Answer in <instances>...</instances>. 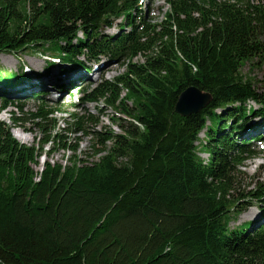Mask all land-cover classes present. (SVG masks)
Returning a JSON list of instances; mask_svg holds the SVG:
<instances>
[{
    "label": "trees",
    "instance_id": "1",
    "mask_svg": "<svg viewBox=\"0 0 264 264\" xmlns=\"http://www.w3.org/2000/svg\"><path fill=\"white\" fill-rule=\"evenodd\" d=\"M142 1L0 0V53L41 49L69 70L88 72L84 61L101 59L123 68L78 91L83 104L121 116L120 134L97 131L88 112L67 113L64 132L91 138L95 162L79 157L77 138L55 132L52 115L65 111L43 102L45 92L29 113L43 133L37 146L0 122V264H264V224L229 227L240 212L236 171L257 154L236 132L250 117L264 121V89L241 71L264 61V0H165L156 25ZM114 26L118 33H104ZM26 79L0 72V113L21 110L7 96ZM188 87L211 101L181 117L174 105ZM60 150L71 153L64 164L33 169ZM250 196L264 203V184Z\"/></svg>",
    "mask_w": 264,
    "mask_h": 264
},
{
    "label": "rangeland",
    "instance_id": "2",
    "mask_svg": "<svg viewBox=\"0 0 264 264\" xmlns=\"http://www.w3.org/2000/svg\"><path fill=\"white\" fill-rule=\"evenodd\" d=\"M167 8L168 6L165 0H144L142 11L145 9L146 15L151 19L150 22L156 25L162 21ZM104 33L109 36L114 35L118 33V27L114 26L112 29L106 30ZM56 56V53H53L51 51L43 52L41 51V49H37L35 51H27L16 55H6L0 53V72H10V74H14V72L17 73L23 71V69L26 68L27 70H29V77L34 79L38 77V75H42L44 73L46 74V67L48 62L46 58H52ZM139 59L140 57L137 59V61H139ZM81 60H83V57H81ZM103 63L106 64V62L104 61ZM106 69L107 71H103L102 73H95L94 75H92L93 77H83V80L77 83L76 89L69 88L66 92H64L59 98L58 106L65 112H56L52 115L53 119L57 122L55 132L60 133L64 137L63 140L66 143L73 144L75 142L74 138H77V153L79 154V157L81 159L85 160L88 163L97 161L98 157L101 154L97 156L92 155L91 145L95 144L93 143V140L91 138L81 136L80 134L67 135L66 132H64V130L67 129L68 125L72 122L71 117H69L67 113H75L78 116H81L88 112L93 115V117L98 118L100 122L98 128L96 129L97 131L98 129H100L102 132H108L112 130L116 134L121 133V130L119 128V121L117 120L121 117L120 115L115 114L108 108L105 109L101 103L98 104L97 108H95L93 104H83L80 101V99L83 97V93L78 91L82 90L86 86H88V88L94 87L100 82L101 74H103L102 78L104 80L112 81L115 77L123 73L122 66H117L114 64H107ZM241 71L246 76L252 78L256 88L259 89V91H262L264 89V61L261 64H256L252 67L251 65L246 64L244 67H242ZM72 73H75V75L78 74V72L75 71ZM26 88L27 89L22 92V94L11 97L13 101L16 100V103L22 106L21 110L7 108L4 112L0 113V122L11 126L10 132L18 142L27 146H37V142L42 138L43 133L39 126H36V124L30 119L29 113L34 111L35 107L40 104V101L32 99L34 95L32 96L31 93L34 90H31V87ZM49 88L50 87L48 86L45 87V89L48 91ZM23 89H25V87ZM124 95L125 91H121L120 97H124ZM47 99H50V96H47L42 100L43 102H45ZM248 107L257 109L261 106L255 104L254 102H249L247 104V108ZM10 112H13L15 118L21 119L18 122L19 126H12V123L9 120L11 115ZM257 121L258 120H256V118H251L245 121L244 124H246L245 126H250L252 124H256ZM260 121L261 122H259L260 125H258V127H261V125L264 124L263 119H261ZM46 125L48 126V124ZM247 129L248 128L245 127L244 129L241 128L237 130L236 136L238 137L241 131L243 132V135L247 134L246 132L250 133V131ZM262 130H264V125ZM226 131H228V129H226ZM16 135H20L25 140V142L18 140L16 138ZM203 138L204 135L203 133H201L199 135V139L202 141ZM110 146L111 144L108 142L105 146L106 150ZM255 146L256 151L260 150L259 156L245 160L242 163V166L237 169L235 174V181L233 189L231 191V199L237 202L236 210L240 212L235 214L231 219L229 224V227L231 229L245 223H251L252 227L264 224V203L259 202L250 196V194L258 192L259 184H264V140L261 142H257V145ZM47 150H50V148L45 145L43 152ZM70 154V152H64L61 150L54 151V153L50 154L49 156H44V154H42L38 159V166H33V169L39 170L41 164L44 161L64 164L67 156H69ZM200 157L205 161L208 158L207 154L204 152H200Z\"/></svg>",
    "mask_w": 264,
    "mask_h": 264
},
{
    "label": "water",
    "instance_id": "3",
    "mask_svg": "<svg viewBox=\"0 0 264 264\" xmlns=\"http://www.w3.org/2000/svg\"><path fill=\"white\" fill-rule=\"evenodd\" d=\"M210 101L209 94L195 87H188L178 95L174 111L181 117H188L204 109Z\"/></svg>",
    "mask_w": 264,
    "mask_h": 264
},
{
    "label": "bare ground",
    "instance_id": "4",
    "mask_svg": "<svg viewBox=\"0 0 264 264\" xmlns=\"http://www.w3.org/2000/svg\"><path fill=\"white\" fill-rule=\"evenodd\" d=\"M16 138H17L18 140H21V141L25 142V140H24L20 135H16Z\"/></svg>",
    "mask_w": 264,
    "mask_h": 264
}]
</instances>
